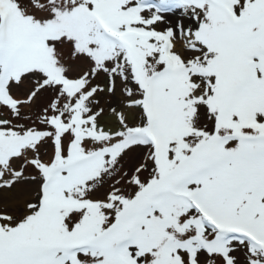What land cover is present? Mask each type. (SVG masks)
<instances>
[{
	"label": "snow or ice",
	"instance_id": "obj_1",
	"mask_svg": "<svg viewBox=\"0 0 264 264\" xmlns=\"http://www.w3.org/2000/svg\"><path fill=\"white\" fill-rule=\"evenodd\" d=\"M0 264H264V0H0Z\"/></svg>",
	"mask_w": 264,
	"mask_h": 264
}]
</instances>
